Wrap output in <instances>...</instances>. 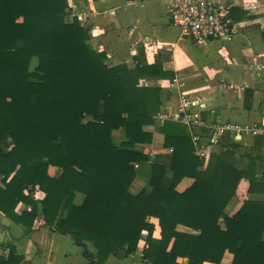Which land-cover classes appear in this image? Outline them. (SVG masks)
I'll list each match as a JSON object with an SVG mask.
<instances>
[{
	"label": "trees",
	"instance_id": "1",
	"mask_svg": "<svg viewBox=\"0 0 264 264\" xmlns=\"http://www.w3.org/2000/svg\"><path fill=\"white\" fill-rule=\"evenodd\" d=\"M70 15L68 0H0V213L24 236L41 228L72 236L94 264L136 254L144 233L145 264H221L226 253L231 264H264V134L251 148L223 137L219 154L200 157L188 127L165 121L171 153L132 193L135 164L151 161L134 148L153 143L162 109L161 88L141 82L176 74L141 53L132 68L110 65ZM253 95L246 89L248 111ZM185 179L193 182L180 191ZM24 260L0 244V264Z\"/></svg>",
	"mask_w": 264,
	"mask_h": 264
},
{
	"label": "crops",
	"instance_id": "2",
	"mask_svg": "<svg viewBox=\"0 0 264 264\" xmlns=\"http://www.w3.org/2000/svg\"><path fill=\"white\" fill-rule=\"evenodd\" d=\"M231 8V18L239 25L238 36L231 41L211 40L196 42L180 40V29L173 25L165 10L164 0H68L71 15L90 31V44L103 52L112 66L126 64L134 67V59L141 53L143 61L152 65L161 61L165 71L176 74L174 80L141 82L161 88V112L179 113L181 97L185 95L195 106L206 123L264 121V0H213ZM246 89L254 92L252 108L244 107ZM161 124L156 121L154 141L150 145H136L134 150L150 155V162L140 163L138 177L131 191L137 193L147 187L151 164L158 156H166L171 150L164 149V136L159 132ZM189 133L199 129H189ZM116 145L125 140L123 130L112 133ZM255 139L248 138L247 146L254 147ZM219 154L221 145L210 147ZM257 154L263 156L264 147ZM56 171L50 168L51 173ZM55 170V171H54ZM55 174V173H54ZM185 179L178 187L185 190L192 184ZM237 200L230 204L231 210ZM21 207L18 208V210ZM155 238H160L158 220ZM178 230L193 231L184 226ZM16 247L25 260L23 264H90L72 236L52 233L41 228L24 236L21 227L0 213V244ZM146 244L143 234L138 252L128 258L110 257L106 264H145L142 251ZM89 250L96 253L91 245ZM7 252H4L6 255ZM233 256L226 253L221 264H231ZM182 261V260H181ZM204 264H212L206 262Z\"/></svg>",
	"mask_w": 264,
	"mask_h": 264
},
{
	"label": "built area",
	"instance_id": "3",
	"mask_svg": "<svg viewBox=\"0 0 264 264\" xmlns=\"http://www.w3.org/2000/svg\"><path fill=\"white\" fill-rule=\"evenodd\" d=\"M165 10L173 25L180 29V40L191 39L196 42L211 40L231 41L239 34V25L231 18V8L213 0H164ZM194 103L183 95L179 113L170 115L159 112L155 120L161 125L165 121H179L189 129L191 139L200 157H208L210 147L220 143L221 138L229 136L236 142L247 145V139H255L264 134V121L252 123L225 122L206 123L198 112L191 110ZM213 153V152H212ZM153 157L152 154L149 155ZM139 164H135L137 169Z\"/></svg>",
	"mask_w": 264,
	"mask_h": 264
},
{
	"label": "rangeland",
	"instance_id": "4",
	"mask_svg": "<svg viewBox=\"0 0 264 264\" xmlns=\"http://www.w3.org/2000/svg\"><path fill=\"white\" fill-rule=\"evenodd\" d=\"M36 65H37V60L36 59H34L33 60V63H32V70H34L35 69V67H36ZM55 171V170H54ZM51 173H56V171L55 172H53V170H51ZM33 196L35 197V199L39 202V201H41V199H42V196H43V194L42 193H37V192H35L34 194H33ZM21 208L19 209V210H21L22 209V206H20Z\"/></svg>",
	"mask_w": 264,
	"mask_h": 264
},
{
	"label": "water",
	"instance_id": "5",
	"mask_svg": "<svg viewBox=\"0 0 264 264\" xmlns=\"http://www.w3.org/2000/svg\"><path fill=\"white\" fill-rule=\"evenodd\" d=\"M90 264H94V261H91Z\"/></svg>",
	"mask_w": 264,
	"mask_h": 264
}]
</instances>
